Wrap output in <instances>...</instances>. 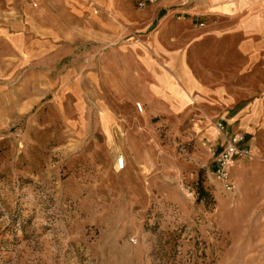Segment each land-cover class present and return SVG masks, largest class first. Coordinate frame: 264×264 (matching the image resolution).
<instances>
[{"label": "rangeland", "instance_id": "374dc122", "mask_svg": "<svg viewBox=\"0 0 264 264\" xmlns=\"http://www.w3.org/2000/svg\"><path fill=\"white\" fill-rule=\"evenodd\" d=\"M72 23V0H0V264H264V152L224 192L214 120L150 113L101 76L72 96Z\"/></svg>", "mask_w": 264, "mask_h": 264}, {"label": "crops", "instance_id": "0c3cea01", "mask_svg": "<svg viewBox=\"0 0 264 264\" xmlns=\"http://www.w3.org/2000/svg\"><path fill=\"white\" fill-rule=\"evenodd\" d=\"M136 1L72 0V22L82 27L72 23V63L58 73L72 76V96L80 76L93 86L101 76L116 96L136 97L150 113L197 110L206 125L222 120L241 131L252 156L264 152V0H159L141 8ZM77 32L85 34L83 52ZM97 105L98 124L102 108L114 117L108 104ZM206 135L219 144L215 132Z\"/></svg>", "mask_w": 264, "mask_h": 264}, {"label": "built area", "instance_id": "2783aa9c", "mask_svg": "<svg viewBox=\"0 0 264 264\" xmlns=\"http://www.w3.org/2000/svg\"><path fill=\"white\" fill-rule=\"evenodd\" d=\"M159 0H142L138 2V6L144 7L146 4H154ZM97 10H94L96 12ZM202 25V23H199ZM136 107L141 111L142 105L136 103ZM217 133L223 138L222 142L215 144H208L207 151L213 157V166L211 169V176L220 185L224 192H232L235 188L232 179V168L239 158H251L252 153L248 146L244 144V134L241 131H230L222 120H215L213 123ZM117 169H123L125 166V157L119 154L115 159Z\"/></svg>", "mask_w": 264, "mask_h": 264}, {"label": "water", "instance_id": "95a60500", "mask_svg": "<svg viewBox=\"0 0 264 264\" xmlns=\"http://www.w3.org/2000/svg\"><path fill=\"white\" fill-rule=\"evenodd\" d=\"M164 11H165V10H161V11L158 13V17H161V16L164 14Z\"/></svg>", "mask_w": 264, "mask_h": 264}, {"label": "bare ground", "instance_id": "6f19581e", "mask_svg": "<svg viewBox=\"0 0 264 264\" xmlns=\"http://www.w3.org/2000/svg\"><path fill=\"white\" fill-rule=\"evenodd\" d=\"M141 111H143V109Z\"/></svg>", "mask_w": 264, "mask_h": 264}]
</instances>
